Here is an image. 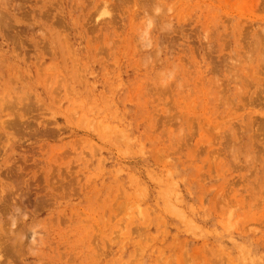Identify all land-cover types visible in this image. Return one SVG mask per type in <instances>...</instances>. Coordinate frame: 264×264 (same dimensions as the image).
Returning <instances> with one entry per match:
<instances>
[{
	"label": "rangeland",
	"instance_id": "374dc122",
	"mask_svg": "<svg viewBox=\"0 0 264 264\" xmlns=\"http://www.w3.org/2000/svg\"><path fill=\"white\" fill-rule=\"evenodd\" d=\"M0 264H264V0H0Z\"/></svg>",
	"mask_w": 264,
	"mask_h": 264
}]
</instances>
